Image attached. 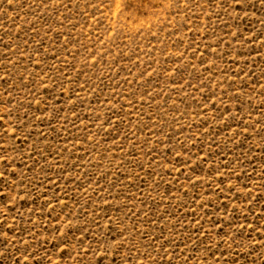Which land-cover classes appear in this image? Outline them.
I'll list each match as a JSON object with an SVG mask.
<instances>
[{
	"label": "rangeland",
	"instance_id": "1",
	"mask_svg": "<svg viewBox=\"0 0 264 264\" xmlns=\"http://www.w3.org/2000/svg\"><path fill=\"white\" fill-rule=\"evenodd\" d=\"M0 264H264V0H0Z\"/></svg>",
	"mask_w": 264,
	"mask_h": 264
}]
</instances>
